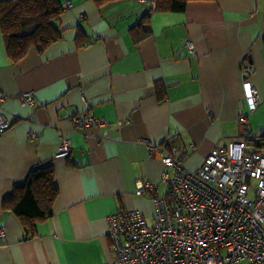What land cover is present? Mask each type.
Masks as SVG:
<instances>
[{"label": "crops", "instance_id": "0c3cea01", "mask_svg": "<svg viewBox=\"0 0 264 264\" xmlns=\"http://www.w3.org/2000/svg\"><path fill=\"white\" fill-rule=\"evenodd\" d=\"M57 1L61 38L43 51L13 62L0 32V264H112L108 217L141 212L139 182L165 191L155 145L175 141L190 171L243 138L264 153V0H191L181 13L156 11V0ZM85 116L99 124L84 127ZM62 141L71 150L58 158ZM48 164L58 194L27 237L4 200Z\"/></svg>", "mask_w": 264, "mask_h": 264}, {"label": "built area", "instance_id": "2783aa9c", "mask_svg": "<svg viewBox=\"0 0 264 264\" xmlns=\"http://www.w3.org/2000/svg\"><path fill=\"white\" fill-rule=\"evenodd\" d=\"M70 6L63 3L61 9ZM241 73L247 79L246 63ZM243 87L253 110L256 91L246 81ZM20 102L33 104L34 99L24 94ZM238 122L243 126L247 119L241 116ZM81 123L99 124L88 116ZM7 127L0 119V134ZM248 146L243 138L214 148L194 171L183 166L186 155L175 141L151 147L167 169L161 175L165 191L158 194L149 182L135 187L137 196L152 199L151 223L138 210L108 217L112 264H264V153ZM70 150V143L62 141L56 157H66Z\"/></svg>", "mask_w": 264, "mask_h": 264}, {"label": "trees", "instance_id": "16d2710c", "mask_svg": "<svg viewBox=\"0 0 264 264\" xmlns=\"http://www.w3.org/2000/svg\"><path fill=\"white\" fill-rule=\"evenodd\" d=\"M95 1L99 4L108 0ZM189 1L156 0L155 9L160 13H181ZM59 14L57 0H0V32L11 61L23 58L29 48L40 52L58 41L61 38L56 25ZM147 21L135 26L143 37L150 32ZM259 140L264 141V136ZM258 147L254 146L256 150ZM57 194L53 170L48 164L29 173L23 184H15L13 194L4 200V205L19 219L25 235L31 237L35 234V225L51 216Z\"/></svg>", "mask_w": 264, "mask_h": 264}, {"label": "rangeland", "instance_id": "374dc122", "mask_svg": "<svg viewBox=\"0 0 264 264\" xmlns=\"http://www.w3.org/2000/svg\"><path fill=\"white\" fill-rule=\"evenodd\" d=\"M185 169H187L188 171H190V170L186 167V165H185ZM252 184L254 185L255 183L253 182ZM248 197L251 198V197H252V194H249ZM143 199L145 200L146 203L144 204V207L141 208V209H142L141 212L144 213V215H145V217H146L148 223H151V222H152V219H153V214H154V206H153V202H152V200L149 199L148 197H147V199H146V198H143ZM148 199H149V200H148Z\"/></svg>", "mask_w": 264, "mask_h": 264}]
</instances>
